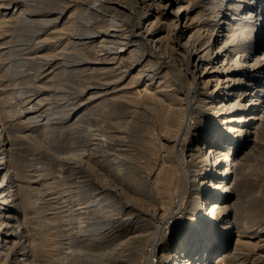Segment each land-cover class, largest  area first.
Returning a JSON list of instances; mask_svg holds the SVG:
<instances>
[{"label":"rangeland","instance_id":"obj_1","mask_svg":"<svg viewBox=\"0 0 264 264\" xmlns=\"http://www.w3.org/2000/svg\"><path fill=\"white\" fill-rule=\"evenodd\" d=\"M116 1L120 2L119 6L113 3L115 0H0V122L7 127L5 130L13 141L9 160L16 172L17 193L22 202L18 223L26 232L19 264H148L153 242L161 238V242L171 241V233L165 237L162 230L171 232L185 226L175 223L169 227L160 203L150 202L138 192L140 183L137 181L140 182L142 175L155 177L171 161L177 164L179 153V156H187L189 140L185 135L178 136L179 130L169 132L170 126L165 125L167 120L161 110L154 113L153 118L152 110L138 109L134 101L139 96V100L147 96L150 83L132 80L135 73L132 74L131 64L140 57L134 53L131 57L117 56L119 46L109 42L111 36L126 37V42L130 41L127 49H139L146 59L150 57L152 67L157 69L155 73L168 74L165 81L170 86L169 93L183 94L181 98L187 104L193 103L195 109L201 106L200 90L197 92L190 85L187 70L179 68L183 54L167 43L156 49L136 41L139 21L150 9L145 5L147 0ZM188 4L200 26L206 31L212 30L222 0H188ZM81 10L88 15L91 32L87 34H92L89 36L94 39L90 47L76 50L72 42L73 17L74 11L81 14ZM250 29L253 30V26ZM235 33L238 36L232 45L237 46L242 35L248 38L244 29ZM17 68L22 73L19 76H15ZM104 83L111 89L107 90ZM107 91L109 95L105 94ZM123 95L126 96L123 98ZM127 95L134 101L126 98ZM184 111L189 115V111ZM176 140H180L178 150H175ZM259 146L262 150L263 146ZM261 150L255 154L260 157L253 159L254 162L244 163L240 177L245 182L250 181L254 190L259 189L263 177L264 148ZM178 168L180 174L179 165ZM176 182L175 185L179 184ZM249 185L245 188L249 189ZM183 188L173 187L172 202L180 198ZM213 222L216 227L217 223ZM260 251L248 246L242 251L240 262L228 264L261 263L257 262L263 255ZM137 254L139 260L135 258Z\"/></svg>","mask_w":264,"mask_h":264},{"label":"bare ground","instance_id":"obj_2","mask_svg":"<svg viewBox=\"0 0 264 264\" xmlns=\"http://www.w3.org/2000/svg\"><path fill=\"white\" fill-rule=\"evenodd\" d=\"M115 2L117 1L115 0ZM115 2L113 3L119 6L120 2ZM145 5L150 9L148 8V13L143 14L145 17H142L139 21L136 29V41L156 49L167 43L180 54H183V61L179 68L187 70L189 77H191V81L189 80L191 82L190 85L192 84L197 92L200 90L198 95L201 101L200 108H196V110L193 103H185L184 99L181 98L183 94L176 93L175 95L169 93L170 86L165 81L167 73H155L157 69L152 67V60L150 57L146 59L145 56L141 55V50H130V47L127 49L126 47H128L130 41L126 42V37L122 38V36L115 37L110 35L112 40L107 41L119 46V49L116 48L117 53L115 52L117 56L125 58V55L136 54L135 56L140 57L134 65L131 64L133 67L132 74L135 73L133 76L131 75L132 80H142L141 82H145L146 84L150 83L147 85L148 90L146 89L148 93L145 92L147 96L144 99L141 96L143 100H139L140 96L135 101L132 99L139 106L138 109L140 108L147 112L148 110H152V117L154 113L158 114V111L161 110L165 115L164 119L168 122L165 125L168 124L167 127L170 126V128L168 127L169 132L173 134L179 130L177 132L179 133L178 136L185 135L189 140L187 156H179L180 153L178 156L176 155L177 164L180 166V174L177 171L179 169L178 165L174 161H171L167 168L163 170L158 169V171H161L155 177L152 178L151 175L143 177L142 175L140 182L137 181V183H140L137 188L139 189L138 192H141L150 202L153 200L154 203H160V207L162 206L161 210L166 215V218H164L165 222L169 224V227H171V224L173 227L175 223L185 225L184 228L172 230L171 232L168 229L169 233L166 232L168 231L166 229V231L162 230V234H166L165 237H168L171 233V241L169 242L167 239L161 242L163 240L161 238L158 242H153L154 244L151 246L152 256L148 264L238 263L242 260L240 258L243 256L242 251L244 248H248V246L260 248V254L262 252L263 255L259 256L260 258L257 262L261 261L258 264H264V168L261 167L262 165L258 166L261 167L263 172V174L261 172L262 178L257 174V177L261 178L258 190L251 188L250 181L248 183L245 182V179H240L244 163L246 161L247 163L248 161L251 162V160L253 161V159L255 160L260 157V154L258 156L255 155L261 150V146L259 145H262L264 148V143H261V141L264 142V0H222V5L219 7L220 9L218 8L219 13L217 18L215 16L217 19L216 23L210 31H206L202 27L203 25L200 26L201 24L196 15H191L188 0H147ZM81 11L83 13L84 10ZM82 13L74 11L73 41H71L76 50L80 47L89 46L94 39L90 37L92 34H87L91 32L90 25L88 26L90 22L87 18L88 15L85 12ZM34 22L36 23V21ZM113 22L115 23V21ZM117 25V28H119V24ZM252 26L253 30L250 29ZM240 28L247 31L248 38H243L242 35L240 43L237 46L232 45L238 36L235 32ZM246 28L249 29L245 30ZM113 30L116 29L114 28ZM114 35H117V33H114ZM84 57L82 58L84 59ZM107 69L109 70V68ZM19 74L20 71L17 68L15 76H19ZM128 80L130 81L131 79ZM132 80L130 81L131 83H133ZM108 83L106 85L104 83L107 90L111 89L110 83ZM123 86L125 85L123 84ZM107 93L108 91L105 94ZM124 96L126 95H123V98ZM126 98H128V95ZM185 109L187 112L189 111V115L184 111ZM196 111L197 115L193 116ZM162 125L164 126V124ZM6 128L0 122V264H5L8 261L11 264H19L22 253L20 250L23 249L24 238H26L24 233L26 232L23 231L20 223H18V214L21 210L22 202L17 193L19 189L16 185V172L9 160L13 141L8 136ZM163 129L165 130V128ZM160 131L162 130L160 129ZM179 142L180 140H176L175 150L176 148L178 150ZM259 147L260 150H258ZM174 164L177 165L178 169H176ZM255 172L252 173L253 177L256 176ZM134 180L136 179L132 181ZM175 181H177L176 184H179L175 185ZM174 185L176 186V190L184 186L182 191L179 192L181 195L176 202H172L171 200ZM245 185H249V189L245 188ZM175 192L174 194L176 195ZM197 204L199 208H197ZM140 205L138 204L137 206ZM141 208L142 206L139 209L141 210ZM74 212L76 213V211ZM213 220L217 223L216 227ZM22 239L23 242L21 243ZM9 250H14V252L11 254ZM138 254L135 255L137 260H139ZM213 259H215V262L211 261Z\"/></svg>","mask_w":264,"mask_h":264}]
</instances>
